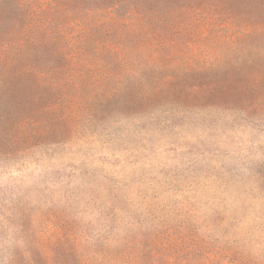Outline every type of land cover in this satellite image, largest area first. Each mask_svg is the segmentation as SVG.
Returning a JSON list of instances; mask_svg holds the SVG:
<instances>
[{
    "label": "rangeland",
    "instance_id": "obj_1",
    "mask_svg": "<svg viewBox=\"0 0 264 264\" xmlns=\"http://www.w3.org/2000/svg\"><path fill=\"white\" fill-rule=\"evenodd\" d=\"M131 1L0 0V264H264V0Z\"/></svg>",
    "mask_w": 264,
    "mask_h": 264
},
{
    "label": "trees",
    "instance_id": "obj_2",
    "mask_svg": "<svg viewBox=\"0 0 264 264\" xmlns=\"http://www.w3.org/2000/svg\"><path fill=\"white\" fill-rule=\"evenodd\" d=\"M91 2V4L89 5H93V6H87V7H92L90 9H101L99 5L94 4V3H106L104 4L105 7H109V8H121L122 5H132V1L131 0H86V3L88 5V3ZM136 4V3H135Z\"/></svg>",
    "mask_w": 264,
    "mask_h": 264
}]
</instances>
